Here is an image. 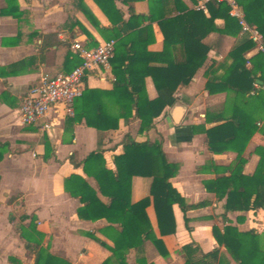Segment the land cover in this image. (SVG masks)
<instances>
[{"label": "crops", "instance_id": "1", "mask_svg": "<svg viewBox=\"0 0 264 264\" xmlns=\"http://www.w3.org/2000/svg\"><path fill=\"white\" fill-rule=\"evenodd\" d=\"M197 1L180 0L179 6L197 11ZM11 4L10 10L8 2L0 0V67L19 62L23 65L16 74L0 77V264L34 263V256L26 248V240L20 235L21 227L30 221H22L23 216L35 219L37 230L44 235L43 245H49L52 254L70 264H102L111 253L87 233H95L97 238L113 246L120 230L105 219L95 222L80 219L78 209L82 204L65 190L64 183L71 175H79L98 190L95 180L84 173L82 162L91 153L101 150L106 167L115 171V157L123 152L124 137L129 134L137 141L145 140V135L139 134L140 121L135 118L128 122L120 120L117 130L98 131L89 127L85 119L73 122L74 118L67 116L63 107L58 106L50 116L51 129L45 131L42 122L24 125L20 108L26 93L41 74L52 77L69 74L82 63L71 49V44L76 41L89 48L92 41L99 45L114 40L117 45L113 35L119 33L120 39L125 41H141L144 58H148L147 53L162 52L164 35L159 21L168 13L172 16L178 13L174 9L175 3H166V0L124 3L116 0L115 6L127 23L123 26L113 24L115 14L111 13L108 18L94 0H82L83 8L76 0H15ZM6 9L8 15H1ZM240 10L244 13L241 6ZM204 14L209 16L208 11ZM133 15L146 19L136 20ZM216 23L220 27L224 25L223 20ZM242 38L249 39L241 30L236 38L218 33L206 37L204 43L210 48L206 62L192 81L179 87L174 94L175 103L184 107L179 121H175L173 106L167 107L147 135L149 139L161 140L168 161L179 165L178 175L171 179V183L187 203H208L186 213L174 205L176 233L162 238L169 256H160L148 242L144 256L149 262L183 264L180 249L188 244L198 246L204 253L218 247L212 230L214 226H225L222 220L225 200L219 201L215 194L209 193L205 183L228 176L238 153L231 146L219 154L210 151L205 130L223 123L217 122L218 119L230 117L234 103L258 119L259 128L264 127V111L246 104L244 96L236 98L229 92L211 95L205 89L209 67L215 62L229 66L232 60L228 55L236 41ZM259 53L255 45L245 53L247 68H251L250 60ZM151 66L164 67L165 63L152 62ZM223 72L224 68H220L219 74ZM115 80L112 66L109 70L97 67L88 72L85 89L109 91ZM254 87L256 91H264L261 80H257ZM146 89L150 99L157 97L151 77L146 78ZM87 102L86 107H90L94 101ZM104 102L108 112L116 114L112 101L104 99ZM208 111L211 123L206 121ZM257 147H264V134L259 132L249 141L242 156L247 160L243 170L245 175L253 174L257 168L260 160L255 154ZM152 188L151 178L132 177L119 196L127 204L136 203L146 197L152 199ZM99 198L103 203L109 202L100 194ZM147 213L158 235L152 205ZM227 217L240 231L255 229L264 234V210L228 212ZM239 217L244 221L239 222ZM136 258L134 248L130 249L127 263L136 264ZM229 260L230 264H235L230 257Z\"/></svg>", "mask_w": 264, "mask_h": 264}, {"label": "trees", "instance_id": "2", "mask_svg": "<svg viewBox=\"0 0 264 264\" xmlns=\"http://www.w3.org/2000/svg\"><path fill=\"white\" fill-rule=\"evenodd\" d=\"M6 1L9 4L8 9L11 10V2L15 0ZM115 1L94 0L108 18L111 13L115 14L116 20H112L113 24L126 25ZM136 1L139 0H123L124 3ZM168 1L175 3L174 9L178 13L175 16L168 13L159 21L164 35V50L157 54L147 53L148 58H144L141 41H125L120 39L119 33H115L113 37L117 39V45L111 60L116 78L113 88L109 91L86 88L74 103L73 122L85 119L89 127L98 131H109L117 130L120 120L128 122L135 118L140 121L139 134L146 137L143 141H137L129 134L124 137L123 152L115 157V171L106 167L101 150L91 153L82 162L84 173L95 180L98 190L79 175H71L65 180V190L82 204L78 209L80 219L93 222L105 219L108 223L117 225L120 230L113 246L97 238L95 233H87L89 238L111 253L102 264H128L127 257L132 248L137 254L136 264H154L144 256L145 244L148 242H151L160 256L168 257L169 251L162 238L176 233L173 206L178 205L186 213L208 204L207 201L195 205L187 203L171 183V179L178 175L179 165L168 161L161 140L149 139L147 135L155 128V120L164 110L175 104L174 94L178 88L188 85L206 62L210 51L209 46L204 43L206 37L218 33L220 36L236 38L241 27L238 20L229 15L230 8L226 3L210 4L207 17L202 11L179 6L180 0H166V3ZM76 2L81 6L82 0ZM237 2L245 13L246 22L256 27L264 37V0ZM1 15H8L7 9L2 10ZM150 16L153 18L152 14ZM133 18L146 19L139 15H133ZM217 20H223L224 25L218 26ZM96 45L95 41L90 43L91 48ZM253 46L254 43L248 38L238 39L228 55L232 60L231 64L224 67V63L215 62L207 70L205 89L211 95L229 92L234 93L236 98L244 96L246 104L264 111V91H256L254 87L257 80L264 83V54L259 53L250 60L251 68L246 67L247 60L244 57ZM152 62H163L165 66L154 67L151 66ZM21 65L23 62L0 67V77L16 74ZM220 68H224L222 74H219ZM148 77L152 78L157 92L154 99L148 97ZM253 92L254 95H251ZM247 94L249 97H246ZM104 99L112 101L116 114L108 112ZM87 101L94 102L86 107ZM206 121L211 123L209 111ZM217 122L223 123L205 130L210 151L219 154L233 147L238 153L236 163L230 167L228 176H220L205 183L209 193L215 194L219 201L225 200V213L222 215L225 226L213 227L212 233L218 247L210 252L204 253L194 244L183 246L180 249L183 264H230L229 257L235 264H264V235L255 229L240 231L230 224L227 217L228 212L264 210V147L255 149L260 160L251 175L243 173L247 160L242 157L254 134H264V127L259 128L258 119L250 113L247 114L237 103H234L230 117H222ZM132 177L152 179V199L146 197L136 203L127 204L120 198V191ZM99 194L109 202L103 203ZM151 205L154 208L158 235L147 213ZM29 219L21 227L20 235L26 240V248L34 256L33 264H70L68 260L52 254L49 245H43L44 235L37 230L34 218L21 217L22 221ZM238 221L242 222L244 218L239 217Z\"/></svg>", "mask_w": 264, "mask_h": 264}, {"label": "built area", "instance_id": "3", "mask_svg": "<svg viewBox=\"0 0 264 264\" xmlns=\"http://www.w3.org/2000/svg\"><path fill=\"white\" fill-rule=\"evenodd\" d=\"M214 3H226L230 8L229 15L238 20L241 33L247 34L256 49L264 53V37L256 27L246 22L237 0H198L195 7L197 11L207 12L208 6ZM115 46L114 40L102 42L93 48L77 41L71 44L72 51L77 54L82 63L69 74L53 77L45 73L41 74L23 99L20 108L22 123L31 125L42 122V129L48 131L52 127L51 113L58 106L63 107L67 116L74 117V103L85 90L84 79L88 72L97 67L109 70Z\"/></svg>", "mask_w": 264, "mask_h": 264}, {"label": "water", "instance_id": "4", "mask_svg": "<svg viewBox=\"0 0 264 264\" xmlns=\"http://www.w3.org/2000/svg\"><path fill=\"white\" fill-rule=\"evenodd\" d=\"M172 108H173L174 115H175V121L178 122L179 117L181 116V113L184 110V107L178 103H175Z\"/></svg>", "mask_w": 264, "mask_h": 264}, {"label": "rangeland", "instance_id": "5", "mask_svg": "<svg viewBox=\"0 0 264 264\" xmlns=\"http://www.w3.org/2000/svg\"><path fill=\"white\" fill-rule=\"evenodd\" d=\"M264 235V234H263Z\"/></svg>", "mask_w": 264, "mask_h": 264}]
</instances>
